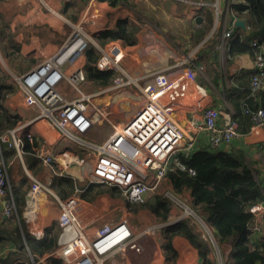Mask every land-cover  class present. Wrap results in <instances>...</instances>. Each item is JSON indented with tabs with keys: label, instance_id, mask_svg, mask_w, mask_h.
Masks as SVG:
<instances>
[{
	"label": "built area",
	"instance_id": "1",
	"mask_svg": "<svg viewBox=\"0 0 264 264\" xmlns=\"http://www.w3.org/2000/svg\"><path fill=\"white\" fill-rule=\"evenodd\" d=\"M179 1L198 8L204 5L201 0ZM212 7L216 9V4H212ZM232 33V28L223 32L219 44L222 48L226 46ZM250 44L257 47L251 55L256 72L250 78L251 90L257 91L264 88V44H258L256 38ZM88 45H93L99 51L94 64L98 71L118 70V77L112 84L89 93L85 91L88 80L83 68L84 53ZM192 53L179 63L142 76L133 68L122 67L124 50L120 40H111L101 46L94 38L84 34L81 28L75 27L53 55L14 77L24 90L25 104L35 107L37 112L27 124L49 120L58 131L59 139L71 143V147L55 154L53 145L45 143L40 147L37 143L39 138L33 132L26 131L25 138L37 143L33 155L43 165L52 166L54 175L68 176L78 182L75 191L62 199L51 189V183L32 178L25 195L23 218L26 223H31V209L34 207H30L28 217L26 211L29 203L35 205L36 196L48 193L58 203L57 223L60 236L55 250L38 257L37 262L31 256L29 264L43 262L47 256L57 258L65 264H104L114 252L137 247L136 237L127 219L105 221L92 228H87L82 223L76 215L81 189L90 183L111 185L136 203L145 202L148 193L158 192L166 179L167 168L175 163L185 169L177 156L180 153H190L194 147L195 139L187 134L176 118L179 111H195L202 116L201 122L192 117L191 124L197 131L204 133L207 145L212 148L228 146L240 135L238 119L233 114L220 124V109L213 104L210 94L196 79L195 72L201 73L202 66L191 57ZM173 69L182 71L172 75ZM138 81L142 83L138 85ZM64 84L67 85L65 92L61 90ZM132 84L142 94L141 103L133 115L121 127H116L109 121L113 131L103 141L86 138L103 114L91 105L92 99L101 93L125 89V86ZM262 100L264 101V95ZM249 117L252 121L251 129L264 128L263 107L251 110ZM25 125L17 124L0 135V156L4 144L17 154L22 153L21 133ZM57 163L60 164V170L54 168ZM190 173L194 172L190 170ZM164 193L171 200H177L178 196L171 190H165ZM0 199L2 217H9L16 212L8 175L2 166ZM256 207L253 205L249 210L254 214ZM252 228L259 229V226L253 224ZM33 236L40 238L35 233Z\"/></svg>",
	"mask_w": 264,
	"mask_h": 264
},
{
	"label": "crops",
	"instance_id": "2",
	"mask_svg": "<svg viewBox=\"0 0 264 264\" xmlns=\"http://www.w3.org/2000/svg\"><path fill=\"white\" fill-rule=\"evenodd\" d=\"M201 1L204 2L203 6L208 7L213 22L204 36L194 43L192 37L205 22L202 7L198 8L179 0H122L115 5L103 0H0V66L9 75H22L37 62L53 55L75 27L81 28L84 34L97 42V35L102 30H112L118 20L126 19L136 24L139 29L134 34L132 44L126 45L120 40L124 50L122 67L133 68L143 76L179 63L194 51L191 57L202 66L201 73L195 72L196 79L206 87L213 104L220 109L219 122L223 124L234 114L226 92L234 84L237 85L234 78L246 70L255 69V65L248 53L229 57L224 50L225 47L219 45L220 40L223 32L231 28L234 34H248L249 26L246 24L248 32L234 26V20L244 19L229 11L230 5L239 0ZM212 4H216V9ZM13 45L18 47L17 52H14V49L10 50ZM10 51L13 54L10 55ZM181 71L173 69L172 75H177ZM17 85L15 92L6 97L4 105L10 112L17 113L20 117L17 124H26L21 133L23 143L26 144L25 140L28 141L24 132L31 131L39 138L37 143L40 147L45 143L53 145L55 154L71 147V143L59 139L58 131L49 120L27 124L37 112L35 107L25 104L24 90L18 83ZM61 90L67 91V85L61 86ZM192 117L201 122L202 116L195 111H179L176 114L187 134L195 139L192 150H196L199 146H207V142L204 133L197 131L191 124ZM28 143L34 151L37 143L30 141ZM2 147L7 156L1 159V164L7 172L10 187H18L24 178L30 183L32 178L51 183L54 175L52 166L43 165L29 151L22 150V153L17 154L5 145ZM231 148L245 151L256 177L264 185V128H250L247 133H240L235 137L230 145L222 147L224 150ZM12 152L14 154L10 155ZM54 168L60 170V164H55ZM74 169L77 167L74 166ZM78 170L83 172L82 169ZM165 182L166 188L163 190L161 184L156 193H163L166 196L164 191L170 190L171 184L166 179ZM156 193H148L145 201L151 200ZM179 197L190 202L189 189H185ZM34 201L35 205L29 203L26 211L30 217V207H34L31 209L33 221L25 222V233L32 237L35 233V236L42 238L46 228L57 223L59 207L56 198L48 193L36 196ZM256 206L254 224L262 229L264 203ZM177 212V209L170 205L168 218L162 221L148 208L140 207L139 203L129 200L122 194L113 196L107 192L97 194L91 201L79 198L76 208L77 217L87 228L105 221L127 219L129 222L136 237L137 247H129L124 252H114L104 264H202L198 249L185 236L174 235L168 239L167 229L174 228L180 221L181 213L176 215ZM201 218L204 220V216L201 215ZM190 223L193 225L191 221ZM192 228L203 239L198 229L195 226ZM208 233L214 241L212 234ZM168 242L172 250L169 255L165 251ZM226 245H222V249ZM9 249H15L12 243L6 251ZM228 250L227 247L225 252ZM209 256L216 258L212 250ZM227 263L230 264V261ZM43 264H47L45 259Z\"/></svg>",
	"mask_w": 264,
	"mask_h": 264
},
{
	"label": "trees",
	"instance_id": "3",
	"mask_svg": "<svg viewBox=\"0 0 264 264\" xmlns=\"http://www.w3.org/2000/svg\"><path fill=\"white\" fill-rule=\"evenodd\" d=\"M103 1L115 5L122 0ZM201 11L205 22L192 37L194 43L204 36L213 22L208 7L202 6ZM229 11L246 20L249 33L242 35L233 33L225 46L227 55L229 57L245 53L252 55L257 49L250 44L252 39L256 38L258 44H264V0H239L230 5ZM138 29V26L129 20L120 19L114 29L102 30L96 40L101 46L117 39L130 45ZM12 49L14 52L18 51L15 45L10 47V50ZM9 53L13 54L11 51ZM98 57L99 51L96 47L88 45L84 53L83 68L87 80L96 88L110 85L118 77L116 71H98L94 65ZM255 72V69L246 70L238 75L234 78L237 85L234 84L226 92L234 110L233 117L238 119L239 132L242 134L247 133L252 126L249 112L264 108L262 100L264 88L252 91L250 87V78ZM15 87L10 75L0 66V135L13 128L20 120L17 113L10 112L4 105L6 97L15 92ZM25 143L22 150L32 153L28 141L25 140ZM13 152L10 155L14 154ZM6 156L7 152L5 153L3 149L0 167L1 159ZM177 159L185 169H181L175 163H171L167 168L165 178L171 184L170 190L179 197L185 189H189L191 196L189 203L200 216H204V221L211 228L217 245H228L229 250L225 253L230 264H264V218L262 229L260 227L254 230L252 227L255 218L253 212L249 210L253 205L264 203V185L256 177L245 151L240 148L224 150L207 145L199 146L190 153H180ZM190 170L194 173H190ZM30 184L24 178L18 187H10L16 203V212L9 217H2L1 213L0 262L3 264H27L31 256L35 260L50 254L57 247L60 232L58 223L48 226L40 239L25 233L22 212ZM77 184L75 179L68 176L53 175L51 180L52 190L62 199L73 193ZM81 190L80 197L87 201L103 192L113 196L121 194L117 187L101 183L84 185ZM139 205L148 208L160 220L165 221L171 204L163 193H156L151 200ZM190 221L181 219L174 228H168V239L174 235L185 236L198 249L202 264H218L216 258L209 256L210 245L193 230L194 226ZM10 243L15 249L6 251ZM165 251L167 255L172 253L169 242L165 245ZM45 260L47 264H65L52 256H47Z\"/></svg>",
	"mask_w": 264,
	"mask_h": 264
},
{
	"label": "rangeland",
	"instance_id": "4",
	"mask_svg": "<svg viewBox=\"0 0 264 264\" xmlns=\"http://www.w3.org/2000/svg\"><path fill=\"white\" fill-rule=\"evenodd\" d=\"M224 50H226V47L224 48ZM114 71L118 72V70H114ZM14 76L15 75H12V74L10 75L11 80H13L14 84L17 85V83L14 80ZM137 83H138V85H140L142 83V81H138ZM87 85H88V87H87V89L85 88V91L88 93L94 92V91L99 90L100 88H103V87L96 88L89 81L87 82ZM17 87H18V85H17ZM205 89H206V87H205ZM92 100L93 101H92L91 105L93 107H96L99 110H101L103 112V114H101L99 122L95 123L94 126L89 131V133L86 135V138L103 141L113 131V127L111 126L109 121L113 122V124L116 127H121L133 115V113L137 110V108H138V106L142 100V94H141L139 88L132 84V85L125 86V89L101 93V94L95 96ZM184 129H185V127H184ZM90 139H88V140H90ZM164 182H165V180L162 183V189L163 190L166 188V185H164ZM167 198L169 199L170 204L177 209L178 212L176 215L181 213L180 220L181 219L191 220V222L193 223L195 228L198 229L199 233L201 235H203V239H205L206 243L208 245H210L211 250L215 253V257H216L217 262L219 264L218 252L216 251V249L212 243V240L209 236V233H208V232H210V233L212 232L211 228L206 223H205V225H206V228H205L200 223L199 219L195 218L193 216V214H185V207L184 206H187L188 208L192 209L199 217H201L199 215V213L191 207V205L189 204L188 201H186V199H184L183 197H179V198L176 197L177 200L173 201L168 196H167ZM80 199H81V197H80ZM217 246H218L219 255H220V258L222 261L221 263L228 264L227 263V262H229L228 257H227V254L225 253L228 245L224 246L223 249H222V246H219V245H217ZM221 253H222V255H221ZM35 261L37 262V259H35ZM37 264H43V262H39Z\"/></svg>",
	"mask_w": 264,
	"mask_h": 264
},
{
	"label": "water",
	"instance_id": "5",
	"mask_svg": "<svg viewBox=\"0 0 264 264\" xmlns=\"http://www.w3.org/2000/svg\"><path fill=\"white\" fill-rule=\"evenodd\" d=\"M234 26H235V27H239V28H241L242 30H245V31L248 32V30H247V28H246V23H245V20H244V19H236V20H234ZM4 145L6 146V144H4ZM191 210H192V209H191ZM192 211H193V210H192ZM193 213H194L193 216H194L195 218L199 219L200 223L206 228L205 221H204L201 217H199L194 211H193ZM211 234H212V232H211ZM212 236H213V234H212ZM213 238H214V236H213ZM212 243H213V245H214L216 251L218 252V259H219V262H220V264H222V263H221L222 261H221L220 255H219V251H218V246H217V243H216L215 239H214V241L212 240Z\"/></svg>",
	"mask_w": 264,
	"mask_h": 264
},
{
	"label": "bare ground",
	"instance_id": "6",
	"mask_svg": "<svg viewBox=\"0 0 264 264\" xmlns=\"http://www.w3.org/2000/svg\"><path fill=\"white\" fill-rule=\"evenodd\" d=\"M194 214L189 208L185 207V214Z\"/></svg>",
	"mask_w": 264,
	"mask_h": 264
}]
</instances>
